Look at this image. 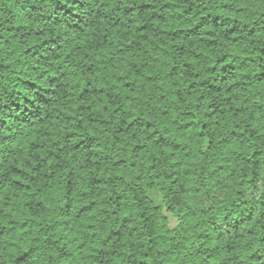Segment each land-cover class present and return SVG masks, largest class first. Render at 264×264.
Segmentation results:
<instances>
[{"label":"clouds","instance_id":"obj_1","mask_svg":"<svg viewBox=\"0 0 264 264\" xmlns=\"http://www.w3.org/2000/svg\"><path fill=\"white\" fill-rule=\"evenodd\" d=\"M0 264H264V0H0Z\"/></svg>","mask_w":264,"mask_h":264}]
</instances>
